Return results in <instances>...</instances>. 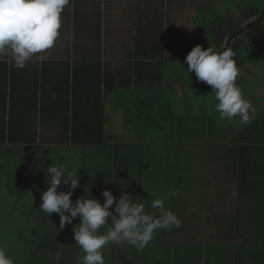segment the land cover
<instances>
[{
	"label": "crops",
	"instance_id": "obj_1",
	"mask_svg": "<svg viewBox=\"0 0 264 264\" xmlns=\"http://www.w3.org/2000/svg\"><path fill=\"white\" fill-rule=\"evenodd\" d=\"M73 1L68 4L74 3L72 6L63 10L62 21L71 38L65 42H76L78 47L66 54L59 53L58 60L50 58V51L49 56L45 55L46 60L35 54L29 63L47 62L62 68L85 58L93 72L101 68L109 75L110 85L112 79L113 83L119 82L117 89L114 86L101 98L103 117L108 130L117 138L112 144L130 140L132 147H138L119 150V178L114 181L107 178L114 175L112 146L98 149V158L106 157L99 159L104 162L101 164L106 177L99 181L103 183L98 187L99 192L102 195L107 188L117 198L125 191L130 192L134 198H140L146 212L156 215L159 210L151 207L152 201L163 199L165 207L182 221L178 228L157 230L142 250L127 242L108 245L109 264H261L262 260L264 264V142L253 141L254 138L262 141L264 133L262 125L259 126L262 123L259 117L264 112V81L254 78L258 73L264 74V50L248 51V55H255V61L242 59L237 65L240 69L237 85L255 109L250 113L254 129L245 133L249 141L246 144L235 141L251 124H241L239 117L220 120L213 89L199 81L194 71L188 73L185 63L186 55L194 46L211 47L212 25L217 20L242 14L246 8L244 0H236V11L222 0H200L197 5L191 0L128 1L132 24L114 20L118 33L129 34L134 43L128 49L119 48L120 44L113 49L115 42L118 43L116 34L108 35L104 30L114 22L110 6L114 0ZM213 1L215 4L211 6ZM148 4L158 5L157 17H149ZM78 10L82 12L80 25L75 21ZM105 11L111 14L108 22L102 21ZM200 13L212 18L206 20ZM71 19L70 33L67 26ZM198 21L202 23L201 28ZM150 22L166 39L168 49L162 52L164 60L149 59L143 49L139 53L134 50L138 41L134 40L141 37L140 48L145 35H149ZM82 31L93 35L86 37ZM100 35L111 38L108 45L98 42ZM137 58L144 60L137 61ZM200 91L205 98L213 96L212 109L208 108L207 99L198 94ZM53 98H57L56 94ZM134 105L144 115L138 129H133L132 123L127 125ZM197 142L202 144L192 146ZM217 170L224 173L222 179L210 186V172ZM197 172L204 178L200 190L195 184ZM158 180L164 184L163 188L158 187ZM174 189L179 190L177 195H172Z\"/></svg>",
	"mask_w": 264,
	"mask_h": 264
},
{
	"label": "trees",
	"instance_id": "obj_2",
	"mask_svg": "<svg viewBox=\"0 0 264 264\" xmlns=\"http://www.w3.org/2000/svg\"><path fill=\"white\" fill-rule=\"evenodd\" d=\"M150 4L146 6L149 17H157L158 5ZM253 16L259 19L245 26ZM217 21L212 25L211 47L219 49L227 38H232L237 65L248 51L264 50V5L249 4L242 14H230ZM149 25V35H145L140 48L138 40L134 50L139 53L143 49L149 59L164 60L166 39L153 29L152 22ZM8 58L11 56L0 57V246L15 264H69L83 251L72 231L80 220L77 217L61 229L59 214L47 216L39 209L41 193L48 187L45 169L52 163L64 164L69 171L79 168L80 186L73 190L72 201L90 196L103 203L97 183L106 180L104 162L99 161L106 157L98 158V149L112 146L115 176L107 178L114 181L119 178V150L138 145L132 147L130 140L111 143L117 138L108 130L101 98L114 86L117 89L119 82L113 83L112 79L110 85L109 75L101 68L93 72L84 58L62 68L47 62H28L21 69ZM143 116L140 107L134 105L127 125L132 123L133 129H138ZM259 120L264 131V112ZM253 129L254 124L247 126L235 142L249 143L245 133ZM262 136V141L254 138V143L264 142V133ZM58 190L67 191L68 185L61 184Z\"/></svg>",
	"mask_w": 264,
	"mask_h": 264
},
{
	"label": "clouds",
	"instance_id": "obj_3",
	"mask_svg": "<svg viewBox=\"0 0 264 264\" xmlns=\"http://www.w3.org/2000/svg\"><path fill=\"white\" fill-rule=\"evenodd\" d=\"M69 3L70 0H0V57L10 55L14 66L22 69L35 54L52 48L61 35L62 12ZM234 56L231 49L217 53L212 47L196 45L186 55L185 63L188 73L194 71L199 81L213 89L220 120L239 117L241 124L249 125L250 113L255 109L237 85L240 69ZM78 169L69 171L64 164L47 166L48 187L41 193L39 209L47 216L59 214L61 229L79 217L80 222L72 231L75 243L84 253L81 264H105L102 250L113 243L127 242L142 250L157 230L181 226L182 221L160 198L151 204L159 210L158 215L146 212L140 198L127 191L117 198L105 188L103 203L90 196H81L73 202V190L80 186ZM61 184L68 185V190H58ZM178 193V189L172 191V195ZM102 228L107 230L102 232ZM56 258L59 260V254ZM0 264H15L3 246Z\"/></svg>",
	"mask_w": 264,
	"mask_h": 264
},
{
	"label": "rangeland",
	"instance_id": "obj_4",
	"mask_svg": "<svg viewBox=\"0 0 264 264\" xmlns=\"http://www.w3.org/2000/svg\"><path fill=\"white\" fill-rule=\"evenodd\" d=\"M78 1V0H77ZM101 1V0H100ZM128 1L131 2V0H114L110 6L112 7L113 9V21L114 20H120L122 22H124L126 25H130L132 24V19H133V16L131 15L130 13V10H129V3ZM220 1V0H219ZM223 3L225 5H227L228 7H231L234 9V11H236V8H237V4H236V0H222ZM70 2H74L73 0H70ZM191 2L194 4V5H197V3H200V0H191ZM252 3H256L257 5H264V0H244V4L247 6L248 4H252ZM74 4V3H73ZM71 3V5H67V6H72L73 5ZM215 2L213 1L211 6L214 5ZM208 5H210V3H208ZM67 6L64 8V10L66 9L67 10ZM65 13V11L62 12V14ZM81 14L82 12L81 11H77L76 15H75V21L77 23V25H80L82 24V20L80 19L81 18ZM203 17L206 18V20L208 19H211L212 17L208 16L206 17V15L200 13ZM182 16H185V14H182ZM67 18L69 16H66ZM111 18V14L109 13V11H105L104 13H102V21L103 22H108V20ZM72 24H73V20L71 19L70 20V25L67 26L69 28V32L71 33L72 31ZM201 21H198V27L201 28ZM100 26H103L102 22H100ZM119 27V26H118ZM132 27V25H131ZM208 23L205 22V28H208ZM78 30H80V27H76ZM66 26L63 25V21H62V26H61V29H60V33L61 35L59 36V38L57 39V41L55 42L56 46L57 47H52L48 50H46L45 52L43 53H39L37 54L36 56H39V58L41 57L43 60H46V56H49V53L51 52V55H50V58H55V60H58L59 59V55L60 54H66L67 52H71L73 49L77 48L78 47V44L75 42V43H72V42H65V40H70V36H69V33L66 34ZM88 28H85L83 30H86ZM138 29H140L138 27ZM104 30L106 31V33L108 35H111V34H116L115 37L118 41L115 42L114 46H113V49L115 48V45H118L120 44V47L119 48H124V49H128L130 47V45H132V41L130 40V35L129 34H120L118 33V28H117V22L114 21L112 25L108 26V27H105ZM112 30H115V32H111ZM83 35L86 34L85 36L86 37H89L87 34L89 35H93L91 34L90 32L87 33V32H84L83 31L81 32ZM95 36H97L95 34ZM76 38L78 39V33L76 34ZM141 38V37H140ZM140 38H137L135 39L134 41L136 42L137 40H139ZM83 39L86 41L87 39H85V37H83ZM111 40V38L107 35H104L102 37V35H100L99 39H98V42L101 44V45H108V41ZM92 41H94L92 39ZM264 41V40H263ZM87 43V42H84V44ZM134 45V43H133ZM137 45V44H135ZM87 45H85L86 47ZM110 48H112L110 46ZM48 51H50L48 53ZM253 51V50H252ZM55 52V54H54ZM60 53V54H59ZM244 53V52H243ZM66 56V55H65ZM255 55L253 53H246V56L244 57V59H247V61H250V62H254L255 61ZM264 70V67L262 68ZM262 71V70H261ZM256 80L257 79H260L262 82L264 81V74L262 73H258V76L257 77H254ZM202 99H207L206 101V104L208 105V108L212 109L210 106H211V101L210 100H213V96H211L209 99L208 98H205L204 96V92L201 93V91L198 93ZM230 123V122H229ZM202 143H195L194 145L192 146H198V145H201ZM186 145H189V144H186ZM181 146H184V145H181ZM211 173V177H209L210 179V186L214 185L215 183H219V181L222 179V176H223V172L221 170H217V171H214V172H210ZM196 178H197V181H195V184L198 185V189L200 190L202 185L204 184V178H202L201 176V173L200 172H197L196 173ZM103 183L101 182H98L97 185L98 187H101ZM157 185L159 188H163V183L159 182V180L157 181ZM234 196V194L232 193V197ZM177 237H179V235H177ZM176 241H179V238H176L175 239ZM103 255H104V259H105V264H109V247L106 246L103 250ZM84 255L83 251L81 252V254L72 262H70L69 264H81V257Z\"/></svg>",
	"mask_w": 264,
	"mask_h": 264
},
{
	"label": "built area",
	"instance_id": "obj_5",
	"mask_svg": "<svg viewBox=\"0 0 264 264\" xmlns=\"http://www.w3.org/2000/svg\"><path fill=\"white\" fill-rule=\"evenodd\" d=\"M258 19H259V16H253L247 22H245L244 25L247 26V24L253 23V21L255 22V20H258ZM226 49H231L235 53V50L233 49V46H232V38H227L223 46L216 52L221 53L222 51Z\"/></svg>",
	"mask_w": 264,
	"mask_h": 264
}]
</instances>
